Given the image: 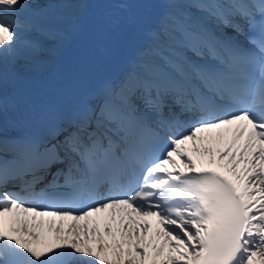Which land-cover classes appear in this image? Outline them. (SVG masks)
Wrapping results in <instances>:
<instances>
[{
	"label": "snow or ice",
	"instance_id": "obj_1",
	"mask_svg": "<svg viewBox=\"0 0 264 264\" xmlns=\"http://www.w3.org/2000/svg\"><path fill=\"white\" fill-rule=\"evenodd\" d=\"M129 28L97 104L27 86ZM0 264H264V0H0Z\"/></svg>",
	"mask_w": 264,
	"mask_h": 264
},
{
	"label": "bare ground",
	"instance_id": "obj_2",
	"mask_svg": "<svg viewBox=\"0 0 264 264\" xmlns=\"http://www.w3.org/2000/svg\"><path fill=\"white\" fill-rule=\"evenodd\" d=\"M39 3H43L44 0H38ZM104 11L103 8L94 7L93 12H102ZM95 17H89L88 24L91 25L94 21ZM132 28H129L127 31H125L122 34H113L110 38V46L108 48L114 47L119 40L123 41L124 39H127L128 35L131 33ZM226 32V31H225ZM92 36L91 31L84 35V33H81L79 35H75L76 41H72L71 38L64 44L60 52L53 58V62L46 68L43 69H33L31 71H27L25 75L31 79H40V80H48L52 81L56 78V76L63 77L68 70H70V66L75 63L78 59L82 56V48L85 45V41L88 40L89 37ZM118 46H115L117 48ZM97 50V49H96ZM108 55L112 54V51L107 53H98L93 59V63H103L106 60V57ZM59 57H62L61 60H59ZM64 74V75H63ZM53 76L54 78H51ZM214 147H220L224 145H213ZM205 160L207 158H204ZM107 215V214H106ZM105 215V216H106ZM46 220V219H45ZM50 220V219H47ZM46 220V221H47ZM106 221L101 222V228L104 227V223ZM68 223V222H67ZM46 230V229H45Z\"/></svg>",
	"mask_w": 264,
	"mask_h": 264
}]
</instances>
